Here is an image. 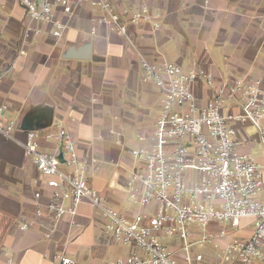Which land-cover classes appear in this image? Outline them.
<instances>
[{"label": "crops", "instance_id": "1", "mask_svg": "<svg viewBox=\"0 0 264 264\" xmlns=\"http://www.w3.org/2000/svg\"><path fill=\"white\" fill-rule=\"evenodd\" d=\"M114 2L119 9L147 7L161 28L153 31L146 22L129 26L133 47L107 27L94 24L91 18L98 11L86 2L69 15L57 12L63 27L62 34L55 36L52 24L29 21L16 0H0V104L7 105V118L16 123L12 139L0 133V264L8 259L11 264H54L55 253L61 250L75 264H106L133 251L104 231L103 217L87 201L78 207L76 225H71L68 215L59 220L46 212L36 216L33 193L43 187L35 182L41 174L24 154L27 129L17 126L29 108L43 104L52 109L51 124L34 129L40 148L54 152L53 140L45 135L61 121L88 165L90 185L104 204L123 211L129 205L121 183L136 161L131 151L150 140L160 111L158 90L140 80L137 51L151 60L204 70L215 84L249 74L264 79V0ZM27 23L40 32L19 53ZM192 90L201 103L212 95V87L202 79L193 83ZM224 112L239 113L240 107L228 104ZM236 127L240 149L264 166V150L254 128L248 122ZM46 198L43 190L42 201ZM257 198L264 201V186ZM22 224L27 227L19 229ZM209 228L228 230L224 242L235 236L246 239L252 220L244 219L235 230L224 224ZM45 231L50 238L43 237ZM194 246L191 252H199ZM202 248L205 263L217 264L220 249L211 243Z\"/></svg>", "mask_w": 264, "mask_h": 264}, {"label": "built area", "instance_id": "2", "mask_svg": "<svg viewBox=\"0 0 264 264\" xmlns=\"http://www.w3.org/2000/svg\"><path fill=\"white\" fill-rule=\"evenodd\" d=\"M16 1L29 21L52 24L55 36L62 34L63 27L57 12L69 15L86 2L98 11L91 18L94 24L107 27L133 47L129 26L146 22L153 31L161 28L147 7L119 9L114 0ZM39 32L29 23L24 25L19 53ZM137 54L140 80L156 87L161 98L151 138L144 147L131 151L136 161L121 183L129 207L120 211L104 204L90 185L88 165L78 154L75 137L58 121L55 131L45 135L53 140L54 152L40 148L34 129L26 130L22 142L25 156L41 174L35 182L43 184L33 193L36 216L46 212L59 220L68 215L71 225H76L78 207L87 201L103 217L104 231L116 242L133 247L128 255L106 264H206L202 252H191L192 245L206 243L220 249L217 264H264V201L257 198L264 186V166L240 149L236 127V123L248 122L264 150V79L249 74L226 77L215 84L204 70L184 69L174 62L151 60L140 51ZM198 79L212 87V95L203 103L192 90ZM228 104L238 105L240 112L225 113ZM6 111L7 105L0 104V133L12 139L16 123L7 118ZM244 219L252 220L246 239L235 236L224 242L228 230L209 228L224 224L235 230ZM26 227L22 224L19 229ZM43 237L50 238V233L45 231ZM164 237L180 245L172 247ZM54 262L75 264L63 250L55 253ZM11 263L8 259L5 264Z\"/></svg>", "mask_w": 264, "mask_h": 264}, {"label": "water", "instance_id": "3", "mask_svg": "<svg viewBox=\"0 0 264 264\" xmlns=\"http://www.w3.org/2000/svg\"><path fill=\"white\" fill-rule=\"evenodd\" d=\"M84 54V53H83ZM81 56V55H80ZM85 56V55H82ZM51 107L46 105H34L29 108L22 116L18 123L19 129H38L44 128L52 122Z\"/></svg>", "mask_w": 264, "mask_h": 264}, {"label": "rangeland", "instance_id": "4", "mask_svg": "<svg viewBox=\"0 0 264 264\" xmlns=\"http://www.w3.org/2000/svg\"><path fill=\"white\" fill-rule=\"evenodd\" d=\"M227 228H230V227L227 226ZM164 238H165V242L172 247H177L179 245V241H177V240L169 239L167 237H164ZM192 249L199 251V252H202V253L204 251L202 247H198V246H194Z\"/></svg>", "mask_w": 264, "mask_h": 264}]
</instances>
